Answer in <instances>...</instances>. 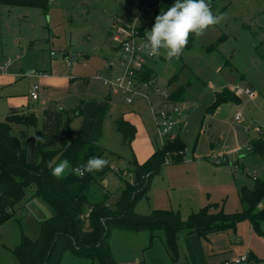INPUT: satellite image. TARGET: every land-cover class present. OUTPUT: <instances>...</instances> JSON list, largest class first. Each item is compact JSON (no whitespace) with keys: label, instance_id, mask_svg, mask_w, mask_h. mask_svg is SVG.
I'll return each instance as SVG.
<instances>
[{"label":"rangeland","instance_id":"rangeland-1","mask_svg":"<svg viewBox=\"0 0 264 264\" xmlns=\"http://www.w3.org/2000/svg\"><path fill=\"white\" fill-rule=\"evenodd\" d=\"M145 3L146 0H50L46 13L26 6L0 5V66L9 59L6 72L13 76L12 84L0 93V120L9 111L36 113L32 103L9 110L7 102L9 98L27 97L33 81L29 76L34 73L83 76L76 89L63 86L49 95L59 107L81 104L83 100L105 101L111 96L100 140L103 157L110 159L111 165L106 176L99 180L101 188L111 195L108 201L111 208L119 201L122 187L133 183V175L125 169L127 162L134 158L143 160L148 141L155 150L162 147L150 101L158 107L164 98L152 93V88L140 86L139 93L132 95V102L128 103L124 95H114L103 81L113 78L120 70V51L112 38L113 27H143L135 18ZM211 6L214 14H223L219 24L209 27L198 38L191 34L179 59H166L162 49L149 62L156 74L153 91L184 89V100L177 105L188 118H183L174 133L180 134L187 149L183 161L175 163L169 157L162 172L154 177L148 196L142 197L135 207L139 214L173 210L187 220L190 214L209 206L211 212H240V189H253L256 179L264 181V153L252 144L259 138V129L264 128V0H211ZM160 8L157 1L152 13L141 21L149 27ZM54 62L66 64L58 63L54 72L51 69ZM109 62L116 65L117 71L106 69ZM236 86L252 88L256 99L247 102L245 95L233 91L240 101L222 103L212 111L217 94L225 89L232 91ZM38 87V93L44 90L42 85ZM147 93L150 101L145 97ZM238 112H241L240 120L235 119ZM124 115L137 128L132 144L124 142L117 126ZM73 135L79 134L74 131ZM198 156L201 159L194 158ZM222 157L227 162L218 164ZM33 194V189H29L25 200L15 207L13 217L0 228L1 264H18L14 252L22 239H39L42 222L54 215L53 208ZM261 230L264 231V222ZM194 240L203 245L200 248L203 255L208 242L196 234L182 232L180 259L174 262L163 230L157 231L152 242L147 231L114 229L110 233L111 249L118 264H152L146 255L151 249L157 251L164 264H190L188 249ZM260 240L264 246V237ZM208 255H212L210 251ZM218 259L221 264L220 255ZM224 261L235 264L234 258ZM61 264L101 263L67 251Z\"/></svg>","mask_w":264,"mask_h":264},{"label":"trees","instance_id":"trees-1","mask_svg":"<svg viewBox=\"0 0 264 264\" xmlns=\"http://www.w3.org/2000/svg\"><path fill=\"white\" fill-rule=\"evenodd\" d=\"M0 5L26 6L46 13L50 0H0ZM170 7L167 3L161 12ZM161 12L154 16L148 30H151L155 17ZM141 79L154 80L156 74L147 67ZM184 93V89L179 88L171 92L170 98L175 102L183 100ZM110 99L96 118L90 137H72L68 131L57 148L40 150L37 164H30L27 160L28 138L24 131L37 129L38 117L32 112H11L0 121V228L13 217L15 207L25 200L29 189H33V195L54 210V215L41 224V237L37 240L25 237L16 248L14 254L18 264H61L63 254L67 251H72L81 258L98 260L101 264H118L110 246V233L114 229L133 233L147 231L150 233L151 242L157 237V231L163 230L167 250L174 262L180 259L179 240L182 232L206 239L212 233L235 230L240 222L249 221L255 232L264 237V231L261 230L264 206L258 209L264 203V181L258 179L253 189H240V212H211L209 206L183 220L180 212L173 210H153L148 215L135 211L139 200L148 196L154 177L162 172L169 157L175 163L184 160L187 146L178 136L172 142L166 141L143 163L135 158L128 161L127 170L134 177L133 183L122 187L120 199L112 208L108 205L110 193L104 191L99 183L110 167L99 172L86 173L83 178L76 175L55 178L51 174L50 164L55 167L60 161L67 159L76 167L86 163L90 157L103 156L100 140ZM236 101H240L239 96L225 89L217 94L212 111L222 103ZM117 126L124 142L131 144L136 136V127L123 117L117 121ZM38 135L40 144L43 135L40 131ZM252 144L256 150L264 153L263 139L258 138ZM249 260L250 264L260 261L251 254Z\"/></svg>","mask_w":264,"mask_h":264},{"label":"crops","instance_id":"crops-1","mask_svg":"<svg viewBox=\"0 0 264 264\" xmlns=\"http://www.w3.org/2000/svg\"><path fill=\"white\" fill-rule=\"evenodd\" d=\"M149 62H148V67L151 68ZM58 63L59 62H54V64L51 66V69L54 72H55V67H57ZM9 64H10V60L7 59L6 64H4V66H0V73H1L0 93L3 91V89H5L7 86L12 84L13 76L11 74H7L6 72V69L8 68ZM59 64H61V66H65L66 63L60 62ZM114 70L117 71V67H115ZM120 72L121 70H119L118 73ZM56 74L57 75L49 76L46 73H42V74L34 73L30 75L29 77L32 78L33 81L29 86L27 97H23L21 98V100L9 98L7 101L9 110L21 108L27 103H32V105H34L37 109L36 113L34 114L38 117L39 120L38 128L37 129L31 128L24 131L28 138L27 160L30 164H37L39 162L40 150L46 151L57 148L61 144V142L65 139L68 131H70L72 137H76L73 135L74 131L77 134H79L78 136H83L85 138L90 137L95 127L96 118L102 112L104 104L107 102L109 98H111L110 96L105 101L83 100L81 104L77 103L74 106L59 107L58 105L52 103L51 97H49V95L52 93L54 94L59 92L60 91L59 89L62 88L63 86L67 87V89L70 90L76 89L80 83V79H82L81 77L83 76L72 75V74L67 75L66 73H62V74L56 73ZM38 84L42 85L44 90L39 92L40 94L38 93L39 98L37 100H33L30 97V91L34 85L38 86ZM38 90H40V88ZM228 90L231 91V89ZM221 93L222 92H219L218 94ZM184 97H185V93H184ZM111 99H110V103H111ZM255 99H256V95H255ZM180 101L181 100L176 102L178 103ZM9 113H11V111H9L3 117L5 118ZM122 117L130 121L135 126V124L131 120H129L125 115ZM183 118L186 119L188 117L184 116L181 112V118L175 128H177L178 125L181 124V122H183ZM39 131L43 135L40 144L38 143V140H36V137L39 136L38 135ZM136 133H137V128H136ZM177 136L181 138L180 134H177ZM154 152H155L154 147L148 141L147 150L144 152L143 155L146 157L143 160H138L137 158L136 159L138 162L143 163ZM194 158L201 159L199 158V156ZM127 167L128 164L125 168L126 171H127ZM219 232L212 233L208 236L210 238L207 237L205 239L208 242V248L206 249V251L203 252V255L200 254V248H202L203 245L198 240H194V243L188 249L191 259L190 264H218V260H219L218 255L222 257L221 264H224V262H226L224 261L225 259L230 258V260H232L233 258L236 259L239 258L240 256L250 255V254L253 255L257 260L264 259V249H263L264 246L260 245L261 242L260 237L262 236H260L257 232H255L249 221L240 222L235 230L229 229L224 232L223 231H219ZM190 238H195V237H190ZM209 251L215 257H212V255L209 256L208 255ZM156 254L158 253L155 249H151L148 252H146L147 257L152 264H160V263L164 264V261L158 258ZM146 255L145 254L143 255L144 260L146 258L145 257ZM137 260H141V259L138 258Z\"/></svg>","mask_w":264,"mask_h":264},{"label":"built area","instance_id":"built-area-1","mask_svg":"<svg viewBox=\"0 0 264 264\" xmlns=\"http://www.w3.org/2000/svg\"><path fill=\"white\" fill-rule=\"evenodd\" d=\"M157 1L160 3L161 7L159 12L162 11L167 3L171 6L175 3V0H146L139 16L135 18V22L142 24L143 27L140 28L135 25L131 27L125 25H115L113 27L114 33H112V38L116 48L120 51L118 67L121 72L113 78H103V81L105 85L109 86L114 95H124L125 100L128 103L132 102V95L139 93L138 90L140 86L145 88L150 87L152 88V93L160 94L164 98L158 107H154L153 103L150 101V94L147 93L145 95V97L150 101L154 123L158 131L157 137L160 139L163 146L166 141L172 142L177 138V134L174 133V130L176 125L179 123L182 110L177 105V102L170 98L172 91L167 90L161 92L159 89H155L153 91L155 79L149 81L141 79L143 72L148 67V62L156 59V56H149L140 48V41L144 39L145 31H151L148 30V26H146L141 19L145 18L147 14L152 13L153 7L156 5ZM115 67V64L109 62L106 68L108 70H114ZM97 78L102 79L101 76H97ZM38 89L39 87L34 85L30 91V97L33 100H37L39 98ZM232 91L239 96L245 95L248 98L247 102H251L255 98L254 92L249 87L242 88L240 86H236L232 88ZM235 119H241V112L236 114ZM258 133L259 138L264 140V128L259 129ZM225 161H227L225 157L217 160L218 164H222ZM263 206L264 203H261L258 206V209ZM235 264H250L249 255L236 258ZM255 264H264V259L256 262Z\"/></svg>","mask_w":264,"mask_h":264},{"label":"clouds","instance_id":"clouds-1","mask_svg":"<svg viewBox=\"0 0 264 264\" xmlns=\"http://www.w3.org/2000/svg\"><path fill=\"white\" fill-rule=\"evenodd\" d=\"M223 14H214L211 0H175V3L155 17L151 31H145L140 48L149 56H158L164 50L166 59H179L188 45L189 37L198 38L211 26L223 20ZM40 137H36L39 140ZM111 165L110 159L103 156L90 157L86 163L73 167L67 159L55 167L51 164V174L57 179L67 175L83 178L86 173L102 171Z\"/></svg>","mask_w":264,"mask_h":264}]
</instances>
